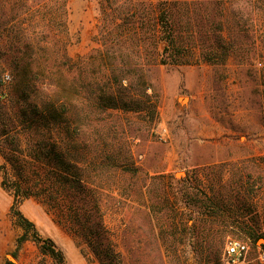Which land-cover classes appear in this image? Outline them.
Wrapping results in <instances>:
<instances>
[{"label": "rangeland", "instance_id": "rangeland-1", "mask_svg": "<svg viewBox=\"0 0 264 264\" xmlns=\"http://www.w3.org/2000/svg\"><path fill=\"white\" fill-rule=\"evenodd\" d=\"M136 1L68 0L69 54L76 59L100 48V2L117 7ZM144 3L168 10L181 48L192 57L180 65H150L153 118L114 110L113 130L102 131L105 151L130 169L103 164L97 170L113 246L122 264H225L227 244L240 240L249 246L246 264H264V238L248 234L264 231V0ZM148 7L142 16L153 18ZM4 43L0 33V53ZM0 56L3 122L10 109L2 95L12 73ZM83 137L96 135L87 130ZM5 163L0 152V165ZM2 180L0 171V264H56L32 240L16 248L23 231ZM19 208L62 249L66 264H101L47 202L30 197Z\"/></svg>", "mask_w": 264, "mask_h": 264}, {"label": "trees", "instance_id": "trees-1", "mask_svg": "<svg viewBox=\"0 0 264 264\" xmlns=\"http://www.w3.org/2000/svg\"><path fill=\"white\" fill-rule=\"evenodd\" d=\"M144 2L117 7L100 2V48L75 59L68 52V0H0L5 36L0 55L12 73L2 95L10 113L0 120V152L6 161L0 171L2 186L13 194L15 223L23 231L17 249L32 240L44 256L66 264L62 249L19 208L23 200L37 197L101 264H122L104 222L96 176L103 164L130 169L105 151L102 131L113 130L114 110L153 118L157 106L147 77L150 65H180L192 57L181 48L168 10ZM147 7L155 10L153 18L142 16ZM87 130L96 137L84 138ZM248 234L264 238L258 229Z\"/></svg>", "mask_w": 264, "mask_h": 264}, {"label": "built area", "instance_id": "built-area-1", "mask_svg": "<svg viewBox=\"0 0 264 264\" xmlns=\"http://www.w3.org/2000/svg\"><path fill=\"white\" fill-rule=\"evenodd\" d=\"M10 76L6 75L4 81L9 80ZM249 246L240 240H230L224 253L225 264H246ZM259 259L264 263V250L260 251Z\"/></svg>", "mask_w": 264, "mask_h": 264}, {"label": "bare ground", "instance_id": "bare-ground-1", "mask_svg": "<svg viewBox=\"0 0 264 264\" xmlns=\"http://www.w3.org/2000/svg\"><path fill=\"white\" fill-rule=\"evenodd\" d=\"M181 100H182V101H184V102H186V101H187V99H186V98H182ZM182 101H181V102H182Z\"/></svg>", "mask_w": 264, "mask_h": 264}]
</instances>
